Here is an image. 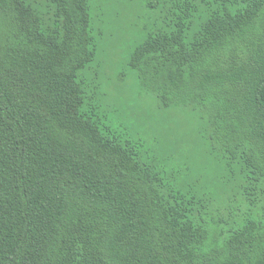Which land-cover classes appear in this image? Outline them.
<instances>
[{"label":"trees","instance_id":"obj_1","mask_svg":"<svg viewBox=\"0 0 264 264\" xmlns=\"http://www.w3.org/2000/svg\"><path fill=\"white\" fill-rule=\"evenodd\" d=\"M114 1L0 0V264H264V0H120L126 68L194 125L153 139L104 92Z\"/></svg>","mask_w":264,"mask_h":264},{"label":"rangeland","instance_id":"obj_2","mask_svg":"<svg viewBox=\"0 0 264 264\" xmlns=\"http://www.w3.org/2000/svg\"><path fill=\"white\" fill-rule=\"evenodd\" d=\"M135 4L134 13L126 15V4L120 3V0L114 1L113 15L101 47V81L108 100L114 106L113 121L143 132L148 131L149 139L155 137L157 127L168 135L171 129L175 131L179 126L183 132H192L194 125L186 113H177L160 125L162 121L159 119L163 114L158 105L151 96L144 94L135 74L126 68L127 49L132 45L133 39L132 29L142 27L146 21L145 9ZM169 116L171 115L166 117Z\"/></svg>","mask_w":264,"mask_h":264}]
</instances>
